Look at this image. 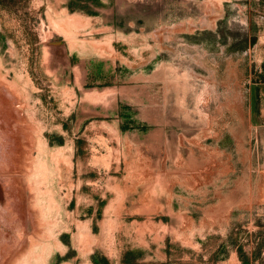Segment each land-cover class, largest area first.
<instances>
[{"label": "rangeland", "instance_id": "374dc122", "mask_svg": "<svg viewBox=\"0 0 264 264\" xmlns=\"http://www.w3.org/2000/svg\"><path fill=\"white\" fill-rule=\"evenodd\" d=\"M263 84L264 0H0V264H264Z\"/></svg>", "mask_w": 264, "mask_h": 264}, {"label": "crops", "instance_id": "0c3cea01", "mask_svg": "<svg viewBox=\"0 0 264 264\" xmlns=\"http://www.w3.org/2000/svg\"><path fill=\"white\" fill-rule=\"evenodd\" d=\"M251 123L255 126L258 125L260 127H264V84L261 85L259 89V98L257 100L255 99L254 109L251 110ZM153 246L154 245H152L151 240H148L147 242L138 245L136 251L122 253L119 257L120 259L122 258V261L117 264H154L157 256V248H154ZM159 246L162 247L163 245L160 244ZM132 252H138V258L134 256L135 262H127L126 260H129L128 257L131 256L130 254H133ZM158 254H160L159 249ZM160 256L162 255L160 254ZM109 264H114V262H109Z\"/></svg>", "mask_w": 264, "mask_h": 264}]
</instances>
